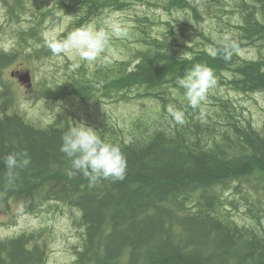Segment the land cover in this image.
Listing matches in <instances>:
<instances>
[{
	"label": "trees",
	"instance_id": "1",
	"mask_svg": "<svg viewBox=\"0 0 264 264\" xmlns=\"http://www.w3.org/2000/svg\"><path fill=\"white\" fill-rule=\"evenodd\" d=\"M135 3L180 15L158 23L149 12H137L129 56L107 59L105 53L93 71L82 64L57 80L56 88L47 79L37 82L50 102L73 97L95 111L102 103L154 102L136 118L120 110L119 120L104 113L89 124L120 146L127 158L125 179L90 186L83 175L69 178L70 162L60 146L62 134L75 125L72 112L62 110L49 124L29 118L9 81L0 80V208L10 210L17 202L32 210L55 200L77 209L71 212L80 238L76 264H264V205L258 199L264 196V122L255 124L245 106L220 93L223 87L264 91V55L250 59L240 52L264 47V0H39L44 8L35 14L38 20L15 31L12 50L0 47V72L19 56L40 61L52 54L47 43L33 39L41 38L43 15L55 8L74 15L63 39L109 9ZM6 4L10 22L16 5ZM208 16L217 23L207 27ZM96 25L105 30L103 22ZM225 35L239 44L228 62L213 54ZM196 64L210 67L217 84L193 108L177 80ZM170 106L183 112V124L169 114ZM22 151L29 163L16 170L10 187L3 158ZM232 190L245 197L247 210ZM237 209L261 226L240 224L233 215ZM46 247L43 229L0 236V264H46Z\"/></svg>",
	"mask_w": 264,
	"mask_h": 264
},
{
	"label": "rangeland",
	"instance_id": "2",
	"mask_svg": "<svg viewBox=\"0 0 264 264\" xmlns=\"http://www.w3.org/2000/svg\"><path fill=\"white\" fill-rule=\"evenodd\" d=\"M6 1L9 4L14 3L16 5L14 9L15 15L10 22H8L10 14ZM38 2L39 0H0V24H3V29L0 28V47L8 51L12 50L17 42L15 31L28 29L33 21L38 20L35 14L38 10H43L44 8L43 5L38 8ZM200 2H204V0H200ZM149 5L135 3L130 9H109L102 17H93L90 25L96 30H100L96 25L97 22H103L105 30L109 32L113 27L126 29L125 31L120 30L121 34L118 37H113L111 38L112 40L108 41L105 51L101 53L96 60L91 62L81 60L75 52L60 56L51 54L49 57H45L40 61L25 56H19L11 64L5 66L3 71L0 72V80L9 81L8 83L16 93L17 102L22 111L29 118L38 120L43 124L53 123L58 119V115L62 110H70L72 112V124L83 121L89 125L101 118L104 113L110 114L112 117L119 120L118 114L120 110L129 113L125 118H136L142 109L154 106V102L145 100L143 104L137 102L124 105L111 102L102 103L99 107V111H95L91 103L83 102L82 100L78 101L73 97L50 102V99L45 97L44 93H42L43 88L37 85V82L47 79L50 80L48 87L56 88L58 86L57 80L62 82L67 78V72H74V70L78 69L82 64L86 65L90 71H93L97 67V65H95L96 61L105 53L107 59H120L129 56L131 45L134 44L136 38L135 31L138 25L136 19L137 12H149V18L158 23L172 20L173 17L180 15L178 11L170 14L164 11L162 7ZM43 17L44 22L39 26L41 38L33 39V41L38 42V45L42 41L47 43L50 38H59V36L66 31L74 15L68 14L65 9L55 8L52 15L45 14ZM17 18L19 20H17ZM205 22H207V27H210L217 23V19L208 16V20ZM162 27H165V25H161V28ZM24 37L31 38L29 36ZM240 52L246 58L258 59L264 55V47L257 48L250 46L242 49ZM74 63H79V67L73 68ZM25 72L29 74V79L20 82L21 80H19V78L22 79ZM20 74H22V77H20ZM215 86L209 91L214 90ZM222 92L229 94L235 98L239 104L245 106V110L249 112V114L251 113V117L255 124L264 122V91L240 93L229 87H223V89L220 90V93ZM39 95L41 97L35 99V97ZM209 101L210 100L206 99V102ZM205 105L206 104H204L203 107ZM230 194L237 196L240 207L243 210H247L249 203L245 197L235 193L234 190H232ZM245 196L255 204L259 203L257 198H252V194H246ZM258 199H262L263 202L259 204L263 207L264 196L261 193L258 194ZM72 211L78 210H73L62 201L55 200L38 203L32 210H26L21 203L17 202L13 203L12 206L10 205V210L6 209L5 205H3L2 208H0V236L12 235L26 230L33 231L43 229L44 239L47 242V247L45 249L46 264H76L77 254L75 247L79 245L80 238L78 229L74 226L75 224L71 214ZM233 211L232 209L230 212ZM242 211L237 209L233 214L240 224H242L241 222H246L245 224L248 225L255 224L256 226H261L259 221L246 216ZM261 224L264 226V212L262 213Z\"/></svg>",
	"mask_w": 264,
	"mask_h": 264
},
{
	"label": "clouds",
	"instance_id": "3",
	"mask_svg": "<svg viewBox=\"0 0 264 264\" xmlns=\"http://www.w3.org/2000/svg\"><path fill=\"white\" fill-rule=\"evenodd\" d=\"M120 34L119 27H113L109 32L96 30L91 25H82L63 39L50 38L47 46L54 56L75 52L81 60L91 62L105 51L109 39ZM238 47L237 40L225 35L217 41L213 54L228 62ZM77 67L79 63H74L73 68ZM177 84L184 89L189 104L196 108L205 99L208 91L217 84V80L210 67L196 64L177 80ZM168 112L178 124L184 123L182 111L170 106ZM61 141L60 151L70 162V167L66 170L69 178L83 175L88 179L90 186H95L102 180L111 179L112 182H117L125 179L126 156L119 145L106 141L95 127L80 121L62 134ZM3 163L8 185L14 186L16 170L29 163L28 153L11 152L3 158Z\"/></svg>",
	"mask_w": 264,
	"mask_h": 264
},
{
	"label": "water",
	"instance_id": "4",
	"mask_svg": "<svg viewBox=\"0 0 264 264\" xmlns=\"http://www.w3.org/2000/svg\"><path fill=\"white\" fill-rule=\"evenodd\" d=\"M26 80H28V76H26V78H25Z\"/></svg>",
	"mask_w": 264,
	"mask_h": 264
},
{
	"label": "bare ground",
	"instance_id": "5",
	"mask_svg": "<svg viewBox=\"0 0 264 264\" xmlns=\"http://www.w3.org/2000/svg\"><path fill=\"white\" fill-rule=\"evenodd\" d=\"M252 182V181H251Z\"/></svg>",
	"mask_w": 264,
	"mask_h": 264
}]
</instances>
